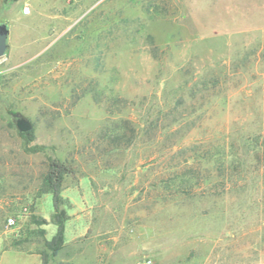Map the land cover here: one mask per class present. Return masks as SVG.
<instances>
[{
    "label": "rangeland",
    "instance_id": "rangeland-1",
    "mask_svg": "<svg viewBox=\"0 0 264 264\" xmlns=\"http://www.w3.org/2000/svg\"><path fill=\"white\" fill-rule=\"evenodd\" d=\"M0 23V264H264V0H0Z\"/></svg>",
    "mask_w": 264,
    "mask_h": 264
},
{
    "label": "trees",
    "instance_id": "trees-1",
    "mask_svg": "<svg viewBox=\"0 0 264 264\" xmlns=\"http://www.w3.org/2000/svg\"><path fill=\"white\" fill-rule=\"evenodd\" d=\"M6 1H9V0H6ZM202 83H203L202 84L203 86H206L207 84H209L207 80H203ZM177 108L175 105V107L168 108V111H167V108L159 111L160 114L158 115L157 122L161 123V122L169 121L170 114L177 111L176 110ZM184 117H185L184 115L180 114V116L177 117V120L182 119ZM20 135L23 138H27L26 139L27 142H31L33 140L32 131L27 132V133H21ZM262 148H263L262 145L259 146L257 144L252 147L251 150H253V153L256 158H259L261 151L264 149ZM32 150L33 151L39 150V147L33 148ZM222 152L225 153V148H222ZM262 152H263V160H264V150ZM234 155L235 154L232 151H230V154L226 156L225 158L227 157L231 158L230 163L232 164L234 162L233 160ZM225 158L223 159L222 164H225L226 162ZM74 174H75V169L73 167L66 165L65 163L61 162L58 159H54L53 161H51L49 165V169H48V172L45 178L47 189L53 195V204L55 208V213L52 217V222L57 227V231L54 237L51 240L46 241L45 244H46V247L51 251L52 255L54 256L60 253V251L64 248V244H65L66 214H65V211L61 209V204H62L61 187L64 182V179L68 176H73ZM40 255L42 259V264H47L48 257H49L48 254L42 253Z\"/></svg>",
    "mask_w": 264,
    "mask_h": 264
},
{
    "label": "water",
    "instance_id": "water-1",
    "mask_svg": "<svg viewBox=\"0 0 264 264\" xmlns=\"http://www.w3.org/2000/svg\"><path fill=\"white\" fill-rule=\"evenodd\" d=\"M9 28L5 23H0V57H2L8 47ZM16 125L21 133H27L32 131L33 124L26 118H19Z\"/></svg>",
    "mask_w": 264,
    "mask_h": 264
},
{
    "label": "built area",
    "instance_id": "built-area-1",
    "mask_svg": "<svg viewBox=\"0 0 264 264\" xmlns=\"http://www.w3.org/2000/svg\"><path fill=\"white\" fill-rule=\"evenodd\" d=\"M26 9H28V11L27 12H29V8H26ZM14 219L12 218V217H10L9 219H8V225H12V224H14Z\"/></svg>",
    "mask_w": 264,
    "mask_h": 264
},
{
    "label": "clouds",
    "instance_id": "clouds-1",
    "mask_svg": "<svg viewBox=\"0 0 264 264\" xmlns=\"http://www.w3.org/2000/svg\"><path fill=\"white\" fill-rule=\"evenodd\" d=\"M25 11L27 12V11H28V9H25Z\"/></svg>",
    "mask_w": 264,
    "mask_h": 264
}]
</instances>
